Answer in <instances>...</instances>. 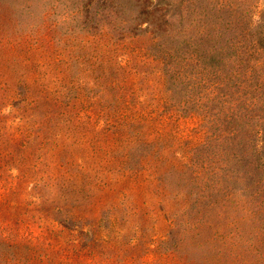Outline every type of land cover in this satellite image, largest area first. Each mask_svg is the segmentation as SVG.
Instances as JSON below:
<instances>
[{
    "label": "rangeland",
    "instance_id": "374dc122",
    "mask_svg": "<svg viewBox=\"0 0 264 264\" xmlns=\"http://www.w3.org/2000/svg\"><path fill=\"white\" fill-rule=\"evenodd\" d=\"M148 43L144 36L128 39L107 65L54 48L3 56V264L22 256L32 258L23 264H121L130 241L139 238L131 252L144 257L158 243L154 236L168 235L165 211L180 210L174 197L185 186L182 156L206 134L193 105L177 111L167 100L173 89L161 83V66L144 49ZM177 71L189 69L184 62ZM125 75L142 102L117 97L112 84ZM174 230L179 238L183 229Z\"/></svg>",
    "mask_w": 264,
    "mask_h": 264
},
{
    "label": "trees",
    "instance_id": "16d2710c",
    "mask_svg": "<svg viewBox=\"0 0 264 264\" xmlns=\"http://www.w3.org/2000/svg\"><path fill=\"white\" fill-rule=\"evenodd\" d=\"M141 36L173 89L167 100L193 105L206 137L182 156L179 197L168 185L181 201L165 211L168 235L144 257L130 241L121 264H264V0H0V67L6 53L41 47L107 65ZM184 62L187 74L177 71ZM127 78L112 84L117 97L142 102Z\"/></svg>",
    "mask_w": 264,
    "mask_h": 264
}]
</instances>
